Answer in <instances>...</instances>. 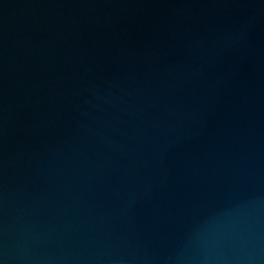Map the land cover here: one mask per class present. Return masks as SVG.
I'll return each mask as SVG.
<instances>
[{
	"label": "water",
	"instance_id": "obj_1",
	"mask_svg": "<svg viewBox=\"0 0 264 264\" xmlns=\"http://www.w3.org/2000/svg\"><path fill=\"white\" fill-rule=\"evenodd\" d=\"M0 264H264V0H0Z\"/></svg>",
	"mask_w": 264,
	"mask_h": 264
}]
</instances>
